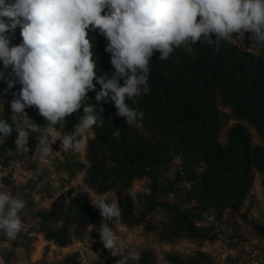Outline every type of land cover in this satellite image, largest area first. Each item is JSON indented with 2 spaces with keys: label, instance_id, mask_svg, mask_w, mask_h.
<instances>
[{
  "label": "trees",
  "instance_id": "trees-1",
  "mask_svg": "<svg viewBox=\"0 0 264 264\" xmlns=\"http://www.w3.org/2000/svg\"><path fill=\"white\" fill-rule=\"evenodd\" d=\"M89 36L95 42L97 74L101 70L111 75L114 69L111 54L105 51L106 38L99 30ZM8 38L10 46L19 45L20 28L10 32ZM191 47V52L183 47L175 49L167 60H159L161 53L154 52L149 65V91L135 97V102L128 101L130 107L144 113L139 127H128L125 118L116 115L110 99L96 105L100 119L92 129L95 137L88 141L89 165L83 186L70 189L50 209L38 211L33 218V228L47 241L67 247L73 241L72 230L79 234L90 224L99 225L103 218L92 204L90 191L98 195L120 193L119 219L128 226H139L152 214L166 215L150 226L163 241L194 238L214 242L219 236L217 227H230L238 214L264 240V224L242 213L256 174H264V44L259 51H250L231 40ZM14 79L8 69L5 80ZM5 88L6 83L0 82V92ZM20 88L17 82L4 97L11 101ZM88 98L87 102L95 103V92H89ZM224 109L252 126L263 145L253 142L250 129L242 123L227 128L223 141L229 117ZM81 114L82 109L67 123H74ZM7 119L10 122L11 117ZM117 129L119 137L114 135ZM17 135L13 132L0 143V164L8 165L18 157ZM29 140L33 155L37 139L31 136ZM174 160L178 161L175 177L162 184L163 172ZM144 177L151 181L150 191L136 194L134 203L128 189ZM6 183L8 187L14 184L10 180ZM171 195L175 202L169 200ZM208 216L213 221L205 224ZM104 260L103 264L118 261L109 250H104ZM169 260L172 264H213L204 252L189 260L179 255H171ZM137 262L157 264L156 254L144 250ZM59 264L80 263L77 256H68Z\"/></svg>",
  "mask_w": 264,
  "mask_h": 264
},
{
  "label": "clouds",
  "instance_id": "clouds-1",
  "mask_svg": "<svg viewBox=\"0 0 264 264\" xmlns=\"http://www.w3.org/2000/svg\"><path fill=\"white\" fill-rule=\"evenodd\" d=\"M17 27L22 41L10 46L8 34ZM97 30L107 40L111 75L101 70L97 74L95 42L89 36ZM246 32L252 33L254 43L264 44V0H0V82L6 83L0 92L3 113V97L17 82L21 85L9 102L10 122L5 114L0 118V141L15 132V151L28 152L31 135L44 128L33 159L53 152L51 146L58 141L60 151L55 153H82L88 148L89 132L98 126L95 109L102 101L110 99L128 127L141 125L144 113L128 101L135 102V97L149 91L154 52L161 53L159 60H167L175 49L191 52L198 43L212 46L234 40L233 34L244 39ZM9 68L15 79L6 81ZM89 92H95V103L87 102ZM32 107L45 118L46 126L22 123L21 117L28 118L25 109ZM81 109L74 131L65 133L68 118ZM114 135L120 136L119 129ZM128 194L136 203L134 189H128ZM119 201L117 194L113 200L101 194L92 201L103 219L90 227L113 257H121L117 264H130L140 259V253L123 251L124 243L109 226L121 216ZM25 207V201L0 182V237L14 240L22 232L20 214Z\"/></svg>",
  "mask_w": 264,
  "mask_h": 264
},
{
  "label": "rangeland",
  "instance_id": "rangeland-1",
  "mask_svg": "<svg viewBox=\"0 0 264 264\" xmlns=\"http://www.w3.org/2000/svg\"><path fill=\"white\" fill-rule=\"evenodd\" d=\"M252 33L246 32L243 38H236L233 34V42H236L243 48L250 51H259L262 44L254 43L251 39ZM236 38V39H235ZM11 72V68H9ZM6 101L5 110L0 109V118L7 119L13 115L10 108V101ZM229 114L227 117V128L237 124H245L251 131L253 142L257 145H263L262 139L257 131L246 122L239 121L231 116L229 109H224ZM28 118L21 119L27 126L32 121L39 127L47 124L45 118L39 115L34 107L30 109ZM74 123H67L64 129L65 133H72ZM142 132H146L141 128ZM44 128H40L31 136L38 140L39 134L43 133ZM89 140L95 137L94 132H89ZM88 140V141H89ZM3 141H0L2 143ZM53 152L42 155L37 159L29 158L26 167L19 173L18 179L9 188L17 198L25 201L26 207L21 212V219L27 224L22 232L14 239L7 240L0 237V264H59L68 256H77L80 264H103L104 250H107L100 242L99 235L92 231L89 226L84 232L77 234L72 230L73 241L67 247H59L45 239L44 234L33 228L32 221L38 211L50 209L55 201L75 187L83 186L87 162V149L82 153H55L60 151L59 141L52 146ZM178 164L174 160L171 166L163 172L162 184L175 177V167ZM149 178H141L134 182L132 189L136 194L149 192ZM91 200L95 202L99 199L98 194L93 191ZM117 194L122 201V195L116 191H110L104 194L107 200H113ZM171 202H175V196L169 197ZM242 213H248L250 217L259 219L264 224V174L257 173L255 183L250 190L244 203ZM164 214L149 215L145 222L139 226H128L119 218L111 227L117 234L118 240L125 245L123 251L151 250L156 254L157 264H172L169 260L171 255H179L183 259L189 260L198 252H204L211 259L213 264H264V240L256 233L250 224L246 223L241 215H236L232 219L230 227L218 226L219 236L216 241H202L194 238H178L172 241H163L156 231H153V224H157L160 219L165 218ZM213 221L212 216L206 218L205 224ZM92 231V232H91ZM91 232V233H90ZM90 233L92 243L88 239ZM119 260L121 257H116ZM130 264H138L137 261Z\"/></svg>",
  "mask_w": 264,
  "mask_h": 264
},
{
  "label": "built area",
  "instance_id": "built-area-1",
  "mask_svg": "<svg viewBox=\"0 0 264 264\" xmlns=\"http://www.w3.org/2000/svg\"><path fill=\"white\" fill-rule=\"evenodd\" d=\"M31 108H26L25 113L28 115V110ZM21 119H26V117H21ZM27 147L30 149V151L26 152L23 150H20L18 157L10 164L3 165L0 164V182H3L5 185H7V181L16 182L18 179L19 173L26 167L30 155H31V146H30V140L28 142ZM24 227L27 226L25 222Z\"/></svg>",
  "mask_w": 264,
  "mask_h": 264
}]
</instances>
